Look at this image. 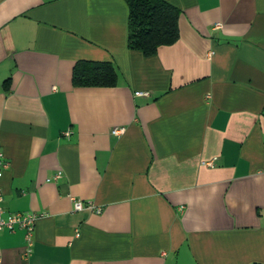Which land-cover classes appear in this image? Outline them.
<instances>
[{"label":"crops","instance_id":"crops-1","mask_svg":"<svg viewBox=\"0 0 264 264\" xmlns=\"http://www.w3.org/2000/svg\"><path fill=\"white\" fill-rule=\"evenodd\" d=\"M167 1L145 56L125 0H0V204L39 215L0 264H264V0ZM79 60L116 84L74 86Z\"/></svg>","mask_w":264,"mask_h":264},{"label":"trees","instance_id":"trees-1","mask_svg":"<svg viewBox=\"0 0 264 264\" xmlns=\"http://www.w3.org/2000/svg\"><path fill=\"white\" fill-rule=\"evenodd\" d=\"M128 7L127 47L145 56L178 39L179 10L167 0H125ZM74 86H114L116 72L106 61L79 60L72 70Z\"/></svg>","mask_w":264,"mask_h":264},{"label":"built area","instance_id":"built-area-1","mask_svg":"<svg viewBox=\"0 0 264 264\" xmlns=\"http://www.w3.org/2000/svg\"><path fill=\"white\" fill-rule=\"evenodd\" d=\"M216 27L220 26V23H216L214 24ZM136 95H147L148 92L145 91H138L135 92ZM124 131L123 127H115L112 128L111 133L114 135H119ZM69 132L65 131L64 135H68ZM207 165H212V163L210 161L206 162ZM8 162L7 160L4 158L2 152H0V178L2 175L3 170L7 167ZM61 175L60 172H57L54 176L53 179H57L59 178ZM1 191H0V202H1ZM72 202H73V208L75 210H80L85 208H89L92 209L96 212H99V208H95V206L90 203H83L78 199L72 198ZM3 207L0 204V231L7 229L9 231H14L16 229H21L24 232V238L27 242V245L30 246L31 242H32V236H33V232H34V228H35V222L36 219L38 218L39 215H37L36 213L33 212H17V213H9L6 216H3Z\"/></svg>","mask_w":264,"mask_h":264}]
</instances>
